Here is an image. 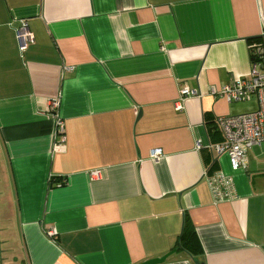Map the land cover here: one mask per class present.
<instances>
[{
    "label": "crops",
    "instance_id": "crops-1",
    "mask_svg": "<svg viewBox=\"0 0 264 264\" xmlns=\"http://www.w3.org/2000/svg\"><path fill=\"white\" fill-rule=\"evenodd\" d=\"M263 30L264 0H0L1 261L264 264L263 143L213 152Z\"/></svg>",
    "mask_w": 264,
    "mask_h": 264
},
{
    "label": "built area",
    "instance_id": "built-area-1",
    "mask_svg": "<svg viewBox=\"0 0 264 264\" xmlns=\"http://www.w3.org/2000/svg\"><path fill=\"white\" fill-rule=\"evenodd\" d=\"M16 35L20 51L25 50L27 45L33 41L26 21H20L16 28ZM264 36V30H263ZM251 69L247 77L225 84L217 91L219 97H225L228 101H245L251 97L256 102V109L235 115L217 118L223 133V141L213 146L215 154L226 152L229 156L231 166L237 169L245 166L246 151L254 145L264 143V40L251 47ZM195 93L193 90L184 88L182 95ZM54 109V126L61 133L63 121L57 113L58 102L52 100L49 103ZM61 144L55 148L60 149ZM153 154L160 155V149L155 148ZM99 176V170L91 172L92 178Z\"/></svg>",
    "mask_w": 264,
    "mask_h": 264
},
{
    "label": "rangeland",
    "instance_id": "rangeland-1",
    "mask_svg": "<svg viewBox=\"0 0 264 264\" xmlns=\"http://www.w3.org/2000/svg\"><path fill=\"white\" fill-rule=\"evenodd\" d=\"M250 99H253V97H251ZM262 148H264V143L262 145ZM3 257H5V256H3ZM3 260L4 261H1V254H0V264H12V263H7L5 258H3Z\"/></svg>",
    "mask_w": 264,
    "mask_h": 264
},
{
    "label": "water",
    "instance_id": "water-1",
    "mask_svg": "<svg viewBox=\"0 0 264 264\" xmlns=\"http://www.w3.org/2000/svg\"><path fill=\"white\" fill-rule=\"evenodd\" d=\"M161 261V259H154V260H151V261H148V262H145L143 264H155L157 262Z\"/></svg>",
    "mask_w": 264,
    "mask_h": 264
}]
</instances>
